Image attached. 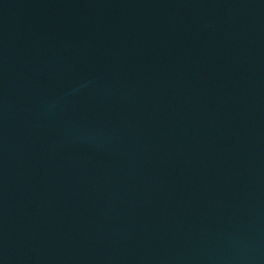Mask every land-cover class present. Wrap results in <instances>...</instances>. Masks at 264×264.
<instances>
[{"label":"water","instance_id":"95a60500","mask_svg":"<svg viewBox=\"0 0 264 264\" xmlns=\"http://www.w3.org/2000/svg\"><path fill=\"white\" fill-rule=\"evenodd\" d=\"M0 264H264V0H0Z\"/></svg>","mask_w":264,"mask_h":264}]
</instances>
